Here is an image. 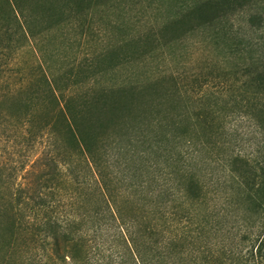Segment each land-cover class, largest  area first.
I'll use <instances>...</instances> for the list:
<instances>
[{"label": "trees", "instance_id": "trees-1", "mask_svg": "<svg viewBox=\"0 0 264 264\" xmlns=\"http://www.w3.org/2000/svg\"><path fill=\"white\" fill-rule=\"evenodd\" d=\"M21 1L0 0L2 17L21 25ZM97 1L62 0L53 8L43 0L48 4L43 11L61 23ZM255 1L180 0L172 24L180 29L192 22H219ZM1 30L12 38L2 24ZM258 59L250 60L236 79L239 84L232 80L214 90L209 117L188 112L185 123L176 88L159 90L156 82L120 86L77 104H61L42 73V90L10 99L11 111L0 108L5 139L15 142L14 147L23 142L28 151L35 146L40 150L30 162L21 161L19 170L26 169L28 179L14 188L2 178L0 167L7 189L6 195L0 192V264H12L15 252L21 264H223V245L216 256L207 240L197 244L195 233L204 236L215 227L207 209L218 189H210L195 166L202 152L225 170L231 166L238 198L245 195L261 205L257 195L263 182L257 176V185L255 178L247 181V170L237 165L244 162L243 155L227 152L231 139L224 135L227 123L241 115L264 135V60ZM226 91L230 96L223 99ZM138 160L141 165L133 166ZM15 171L13 164L9 177ZM201 204L205 212L200 217ZM31 250H39L37 260L27 254Z\"/></svg>", "mask_w": 264, "mask_h": 264}, {"label": "rangeland", "instance_id": "rangeland-1", "mask_svg": "<svg viewBox=\"0 0 264 264\" xmlns=\"http://www.w3.org/2000/svg\"><path fill=\"white\" fill-rule=\"evenodd\" d=\"M22 1L25 18L17 14L21 25L2 17L0 5V24L12 33L9 38L8 31L7 36L0 31V108L6 112L11 111L10 99L20 100L28 90L43 89V73L61 104L65 100L77 104L120 86L156 82L159 90L176 88L180 96L178 110L185 123L188 112L202 111L209 117L214 90L232 80L239 84L236 79L251 65L250 60L260 62L259 56L264 60V0L250 2L219 22H192L180 29L172 24L180 12V0H98L90 5L91 9L71 13L61 23L43 11L48 5L43 0ZM49 1L57 8L62 0ZM228 96L229 92H222L223 99ZM31 100L34 102V96ZM2 130L0 125L2 178L7 177L14 188L28 179L24 176L26 169L19 170L21 161L30 162L40 150L35 146L28 151L22 148L23 142L14 147L15 142L7 141ZM224 135L231 139L227 152L243 155L244 162L237 165L247 170V181L255 178V185L257 180L263 182L257 195L261 205L245 195L238 198L231 166L225 170L219 160L206 159L202 152L195 168L205 175L210 189L216 187L218 191L206 208L214 214L215 227L204 236L195 233L197 244L200 247L207 240L216 256L220 253L217 248L223 245V264H264V135L245 115L227 123ZM13 164L17 171L9 177ZM132 165L141 164L138 160ZM25 168L30 165L27 163ZM6 191L0 180V192L6 195ZM199 212L201 217L203 204ZM38 251L27 254L37 260ZM2 254L1 248L0 259ZM19 255L12 254V264H21L17 261ZM198 262L203 263L201 258ZM212 264L219 263L214 260Z\"/></svg>", "mask_w": 264, "mask_h": 264}]
</instances>
